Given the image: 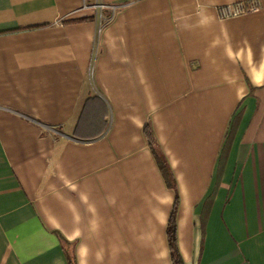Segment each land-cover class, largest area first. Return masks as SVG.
<instances>
[{"label":"crops","instance_id":"0c3cea01","mask_svg":"<svg viewBox=\"0 0 264 264\" xmlns=\"http://www.w3.org/2000/svg\"><path fill=\"white\" fill-rule=\"evenodd\" d=\"M249 1L0 0V264H174L176 193L180 264H264V0L217 12Z\"/></svg>","mask_w":264,"mask_h":264},{"label":"trees","instance_id":"16d2710c","mask_svg":"<svg viewBox=\"0 0 264 264\" xmlns=\"http://www.w3.org/2000/svg\"><path fill=\"white\" fill-rule=\"evenodd\" d=\"M144 134L146 136L148 145L150 150L156 160L158 168L164 178V181L169 187H175V181L173 174L169 168V165L166 161L164 154L162 153L160 146L154 136V133L150 126L146 124L144 126ZM176 209H177V193L175 194V200L171 209V212L168 217L167 225H166V237L168 243L169 254L172 262L174 264H180L182 262L178 245H177V236H176ZM66 257L68 264H76V260L74 255L70 254L66 251Z\"/></svg>","mask_w":264,"mask_h":264},{"label":"built area","instance_id":"2783aa9c","mask_svg":"<svg viewBox=\"0 0 264 264\" xmlns=\"http://www.w3.org/2000/svg\"><path fill=\"white\" fill-rule=\"evenodd\" d=\"M94 7H109L112 10H114L116 7H118V4H102V3H95L93 5ZM258 8V5L256 1H249L247 5L241 3V2H236L232 4H224L220 5L217 7V12L220 17H228V16H233L237 15L246 11H251V10H256ZM101 16V14H99Z\"/></svg>","mask_w":264,"mask_h":264}]
</instances>
